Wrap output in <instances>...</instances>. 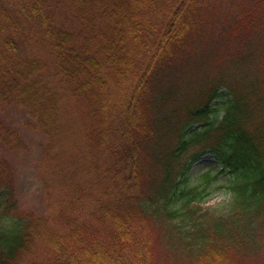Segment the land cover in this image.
Here are the masks:
<instances>
[{
	"label": "trees",
	"instance_id": "1",
	"mask_svg": "<svg viewBox=\"0 0 264 264\" xmlns=\"http://www.w3.org/2000/svg\"><path fill=\"white\" fill-rule=\"evenodd\" d=\"M48 1L0 0V101L60 137L49 65L27 51L43 43L93 120L86 144L130 140L109 165L129 187L38 216L0 160V264H264V0H100L102 24L84 32L55 27ZM207 154L217 165L188 177ZM222 177L229 208L210 213Z\"/></svg>",
	"mask_w": 264,
	"mask_h": 264
},
{
	"label": "rangeland",
	"instance_id": "2",
	"mask_svg": "<svg viewBox=\"0 0 264 264\" xmlns=\"http://www.w3.org/2000/svg\"><path fill=\"white\" fill-rule=\"evenodd\" d=\"M99 5L100 0H49L47 11L52 15L55 27L84 32L92 28L91 23L102 24V20L93 12ZM19 17L24 19L23 15ZM38 46L39 42L32 39L27 44V51L32 50L33 56L40 54L43 62L49 65L44 71V79L61 97V116L57 122L61 124V138H57V135L52 140L49 133L40 128L31 112L19 104V100H2L1 127L15 132L17 137L9 144L0 136V160L7 161L14 170L16 198L22 210L38 216L47 214L50 208L57 213L63 202L79 199L89 210L95 207L97 199L105 200L104 197L109 194L128 189L129 185L122 183V180L131 175L130 171L126 169L123 172L117 166L109 170V165L118 160L119 149L130 146V140L116 142L117 138L111 137L104 145L86 144L93 120L82 115L80 102L73 99L66 81L57 74L48 48L43 43L42 48ZM109 143H117L118 146L112 149ZM119 161L123 162L121 159ZM216 165L215 156L207 154L192 165L188 177L193 178ZM225 179L222 177L212 186L210 196L202 203L204 210L209 209L210 213L214 211L216 214L228 211L232 195L222 187ZM189 186L190 183H187L186 188ZM164 257L157 264H177L174 257L172 262ZM253 263L248 259L244 262Z\"/></svg>",
	"mask_w": 264,
	"mask_h": 264
}]
</instances>
